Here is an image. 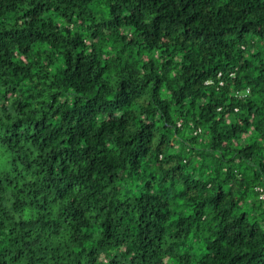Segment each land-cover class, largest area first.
<instances>
[{"label": "trees", "instance_id": "16d2710c", "mask_svg": "<svg viewBox=\"0 0 264 264\" xmlns=\"http://www.w3.org/2000/svg\"><path fill=\"white\" fill-rule=\"evenodd\" d=\"M0 264H264V0H0Z\"/></svg>", "mask_w": 264, "mask_h": 264}]
</instances>
